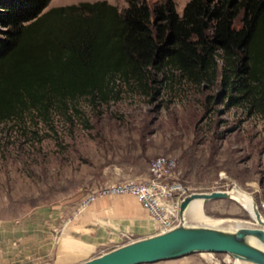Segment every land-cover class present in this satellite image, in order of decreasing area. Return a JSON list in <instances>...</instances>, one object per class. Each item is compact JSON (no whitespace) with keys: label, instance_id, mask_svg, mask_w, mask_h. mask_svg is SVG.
<instances>
[{"label":"rangeland","instance_id":"rangeland-1","mask_svg":"<svg viewBox=\"0 0 264 264\" xmlns=\"http://www.w3.org/2000/svg\"><path fill=\"white\" fill-rule=\"evenodd\" d=\"M95 1L126 6V0H50L43 12ZM187 1L174 0L179 14ZM166 75L149 82L145 92L117 79L106 102L82 97L52 106L47 117L31 113L0 123V229L28 227L45 244L40 251L7 256L0 249V264H74L142 237L123 229V210L132 207L134 196H98L85 208L81 202L108 182L143 176L158 155L177 158L178 176L191 192L236 188L249 194L264 220V117L227 105L220 83L208 87L177 71ZM203 210L212 219L251 221L231 198L204 200ZM88 212L91 218L76 226ZM114 225V234H107ZM93 230L104 234L102 242L86 239ZM234 262L227 253L194 252L150 264Z\"/></svg>","mask_w":264,"mask_h":264},{"label":"trees","instance_id":"trees-1","mask_svg":"<svg viewBox=\"0 0 264 264\" xmlns=\"http://www.w3.org/2000/svg\"><path fill=\"white\" fill-rule=\"evenodd\" d=\"M49 1L0 0V123L106 102L117 79L145 92L169 71L264 117V0H188L181 14L174 0Z\"/></svg>","mask_w":264,"mask_h":264},{"label":"water","instance_id":"water-1","mask_svg":"<svg viewBox=\"0 0 264 264\" xmlns=\"http://www.w3.org/2000/svg\"><path fill=\"white\" fill-rule=\"evenodd\" d=\"M229 197L227 191L192 192L181 201L180 221L173 228L133 239L74 264H150L194 252L227 253L237 259L264 264V250L249 242L252 238L264 247V221L257 210L254 211L251 222L255 225L242 226L235 230L191 225L183 219V213L194 199L204 201Z\"/></svg>","mask_w":264,"mask_h":264},{"label":"built area","instance_id":"built-area-1","mask_svg":"<svg viewBox=\"0 0 264 264\" xmlns=\"http://www.w3.org/2000/svg\"><path fill=\"white\" fill-rule=\"evenodd\" d=\"M178 164L175 156L153 157L148 163L146 175L133 180L108 182L86 196L81 207L85 208L98 196L130 194L154 222L156 233L167 231L179 223L180 203L185 196L192 193L190 187L178 176ZM124 236L128 238V234Z\"/></svg>","mask_w":264,"mask_h":264},{"label":"crops","instance_id":"crops-1","mask_svg":"<svg viewBox=\"0 0 264 264\" xmlns=\"http://www.w3.org/2000/svg\"><path fill=\"white\" fill-rule=\"evenodd\" d=\"M147 174V170L145 169L144 175ZM120 196V195H119ZM132 207H126L123 210L125 217L128 218V222L126 225L123 226V229L127 233H134L137 236H149L156 233L155 224L154 222L148 217L147 212L144 210V208L141 206V204L136 201L130 202ZM134 212V214H133ZM93 214L91 212H88L87 216L85 215V218H82V221L75 222L76 226H80L88 221L89 218H91ZM118 225L110 226L109 231L107 234L113 235L114 232L117 230ZM31 228H21L19 226H13L11 228H3L0 229V249H3V254L5 256L16 252L17 250L22 252H29L30 251H40L43 250V245L40 244L44 241V239H41L40 234L32 233L30 232ZM93 230L92 232L85 233L86 235H93V238L91 236L86 238L87 240H90L95 243H100L103 241V235L97 234V232ZM30 232V233H29ZM107 231L103 232L106 233ZM43 238V236H42ZM94 240V241H93ZM41 241V242H40ZM40 242V243H39ZM1 256V255H0ZM87 259V258H86ZM85 260V259H82ZM81 260V261H82ZM79 262V261H78Z\"/></svg>","mask_w":264,"mask_h":264},{"label":"bare ground","instance_id":"bare-ground-1","mask_svg":"<svg viewBox=\"0 0 264 264\" xmlns=\"http://www.w3.org/2000/svg\"><path fill=\"white\" fill-rule=\"evenodd\" d=\"M228 194L230 196L229 198L238 202L243 207V209L248 213V215L250 216V219H251L250 222L239 221V220H229V219H212V218H209L208 216H206L204 214L203 200L202 199H194L193 201H191L189 203L187 209L185 210V212L182 215L183 219H185V220L189 219L193 222H200V223L210 225V226H217V225L220 226V224H226L232 230H235L238 227L248 226L251 224L255 225L254 223H251V222L253 220L252 217H253L254 211H256V210L258 211V209H257L256 203L253 200V198L249 194H247L243 191H240L236 188L228 191ZM260 217H261V215H260ZM261 220H263L262 217H261ZM263 229H264V227H263ZM249 242L251 244H253L254 246L264 250V247L258 241L250 238ZM234 264H256V263L248 262V261H244V260L235 258Z\"/></svg>","mask_w":264,"mask_h":264}]
</instances>
